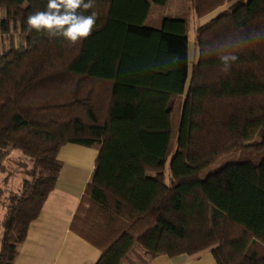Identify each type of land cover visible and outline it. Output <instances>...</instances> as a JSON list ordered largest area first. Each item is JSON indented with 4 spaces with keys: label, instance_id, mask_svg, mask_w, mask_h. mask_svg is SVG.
Instances as JSON below:
<instances>
[{
    "label": "trees",
    "instance_id": "1",
    "mask_svg": "<svg viewBox=\"0 0 264 264\" xmlns=\"http://www.w3.org/2000/svg\"><path fill=\"white\" fill-rule=\"evenodd\" d=\"M166 1L94 0L84 14H97L96 27L70 45L26 24L48 0H0V42L10 36L0 48V172L12 150L33 162L9 196L0 264H13L66 143L99 147L72 221L100 248L94 264H123L135 245L149 258L212 248L217 264H264V0H192L196 17L229 5L196 28L190 73L187 21L144 26L150 2ZM222 55L237 56L227 73ZM232 153L244 154L200 178Z\"/></svg>",
    "mask_w": 264,
    "mask_h": 264
},
{
    "label": "crops",
    "instance_id": "2",
    "mask_svg": "<svg viewBox=\"0 0 264 264\" xmlns=\"http://www.w3.org/2000/svg\"><path fill=\"white\" fill-rule=\"evenodd\" d=\"M98 152V146L76 143L61 146L57 154L61 169L55 186L18 245L13 264H94L97 261L100 248L75 232L72 221L92 178ZM133 250L146 260L145 264H217L212 248L147 259L148 254L141 247H133L123 264H130L128 257Z\"/></svg>",
    "mask_w": 264,
    "mask_h": 264
},
{
    "label": "rangeland",
    "instance_id": "3",
    "mask_svg": "<svg viewBox=\"0 0 264 264\" xmlns=\"http://www.w3.org/2000/svg\"><path fill=\"white\" fill-rule=\"evenodd\" d=\"M229 5V2L223 4L222 6H219L217 9L213 10L212 12L202 16V17H196V15L193 12V2L192 0H167L164 5H157L152 2H150V9L148 16L144 22L145 27L149 28H155L159 29L161 27L162 21L165 18H171V19H184L188 23V57H189V73L190 68L192 64L197 59V47L195 44V32L196 28L200 25L205 24L207 21H209L210 17L216 16L219 12L227 8ZM14 38L17 41H19L18 31H13ZM3 37V36H2ZM5 42H0V48L5 49L8 47V42L10 41V36H4ZM188 85V81L185 85V91ZM184 93L180 95L176 99L175 109L172 114L171 118V138L169 143V148L167 152V157L164 165V180L166 184H169L170 182V171H169V160L172 156V153L174 152L175 148V140H176V134H177V128H178V122L180 117V109H181V103L183 100ZM254 142L260 141V134H257L254 139ZM95 147V145L93 146ZM249 155H253L254 152L252 150H249L246 152ZM244 153H232L225 156H222L214 165L210 166L206 170H204L200 178H205L209 173L215 172L219 170L221 167H223L225 164L230 162H235L238 158L242 157ZM258 154V153H257ZM3 164L5 166V170L3 172H0V187L4 189V193L1 196L0 201V240L3 233V227H2V221L4 219V216L6 214V208L9 203V196L12 193H16L19 191L21 182L24 178H29L27 175V172L32 167V160H30L29 157L23 155L19 150H12L10 154L5 158L3 161ZM152 175V173H150ZM7 177V183H4V178ZM138 245L134 246V249H138ZM129 263L130 264H145L146 260L142 259L140 255L134 252L130 254ZM145 258H149V256H145Z\"/></svg>",
    "mask_w": 264,
    "mask_h": 264
},
{
    "label": "clouds",
    "instance_id": "4",
    "mask_svg": "<svg viewBox=\"0 0 264 264\" xmlns=\"http://www.w3.org/2000/svg\"><path fill=\"white\" fill-rule=\"evenodd\" d=\"M94 7V0H48L46 9L28 14L26 24L29 30L46 33L48 38L62 37L70 45H77L87 39L96 27L97 14L84 13ZM223 72L229 71V62L237 60L235 55H222Z\"/></svg>",
    "mask_w": 264,
    "mask_h": 264
}]
</instances>
